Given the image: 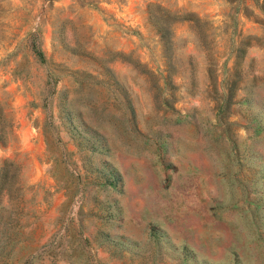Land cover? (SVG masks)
Listing matches in <instances>:
<instances>
[{
    "label": "rangeland",
    "instance_id": "obj_1",
    "mask_svg": "<svg viewBox=\"0 0 264 264\" xmlns=\"http://www.w3.org/2000/svg\"><path fill=\"white\" fill-rule=\"evenodd\" d=\"M263 3L0 0V264H264Z\"/></svg>",
    "mask_w": 264,
    "mask_h": 264
},
{
    "label": "trees",
    "instance_id": "obj_2",
    "mask_svg": "<svg viewBox=\"0 0 264 264\" xmlns=\"http://www.w3.org/2000/svg\"><path fill=\"white\" fill-rule=\"evenodd\" d=\"M264 4V3H263ZM155 24L158 27V30L162 34L163 37H166L169 34V25L170 22L168 20H163L162 18H155Z\"/></svg>",
    "mask_w": 264,
    "mask_h": 264
}]
</instances>
